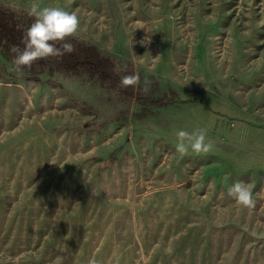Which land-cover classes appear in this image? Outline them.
<instances>
[{
    "label": "rangeland",
    "instance_id": "374dc122",
    "mask_svg": "<svg viewBox=\"0 0 264 264\" xmlns=\"http://www.w3.org/2000/svg\"><path fill=\"white\" fill-rule=\"evenodd\" d=\"M33 4L78 15L56 47L94 46L167 102L0 48V264H264V0H0ZM197 128L213 151L181 157L175 131ZM241 180L253 209L228 195Z\"/></svg>",
    "mask_w": 264,
    "mask_h": 264
},
{
    "label": "clouds",
    "instance_id": "9594fccd",
    "mask_svg": "<svg viewBox=\"0 0 264 264\" xmlns=\"http://www.w3.org/2000/svg\"><path fill=\"white\" fill-rule=\"evenodd\" d=\"M33 17V22L26 30L22 39L23 50L13 47L17 55L13 60L15 70L23 71L30 68L34 62L48 57L62 56L72 53L74 46L71 43H62V48L55 46L53 42H63L68 37H73L78 32L80 20L75 12L67 11L57 6H44L33 4L28 12ZM140 77L138 74L124 76L120 81L121 87H138ZM149 90L148 82H145L143 91ZM175 152L181 157L189 152L195 154H207L213 151L214 142L208 138L207 129L197 128L189 132L183 129L175 131ZM228 195L233 197L240 205L253 209L256 201L253 199L252 186L244 181H236L228 187ZM62 261V257H57Z\"/></svg>",
    "mask_w": 264,
    "mask_h": 264
},
{
    "label": "trees",
    "instance_id": "16d2710c",
    "mask_svg": "<svg viewBox=\"0 0 264 264\" xmlns=\"http://www.w3.org/2000/svg\"><path fill=\"white\" fill-rule=\"evenodd\" d=\"M33 19L28 13L24 15V18H17L10 10L0 7V48L7 50L14 46L23 50L22 35L25 34L24 31L28 29ZM47 64L52 68L49 69L51 72L78 74L83 70L91 77L96 76L100 87L117 89L123 98L134 99L138 104L154 106L167 102L164 98H152L139 87H121L122 77L132 75V72H118V64L91 45L77 44L72 53L66 54L59 60L47 59ZM45 66L44 62L37 60L33 63L31 72L34 76L42 74Z\"/></svg>",
    "mask_w": 264,
    "mask_h": 264
}]
</instances>
